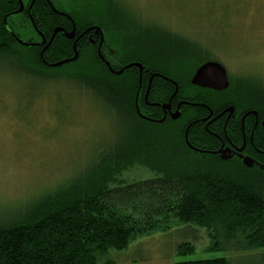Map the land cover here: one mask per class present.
<instances>
[{
    "label": "trees",
    "instance_id": "trees-1",
    "mask_svg": "<svg viewBox=\"0 0 264 264\" xmlns=\"http://www.w3.org/2000/svg\"><path fill=\"white\" fill-rule=\"evenodd\" d=\"M21 1L24 10L14 16L19 9L18 0H0V62L18 63L21 71L36 78L76 84L103 101L126 128L115 142L103 147L81 174L38 196L9 223H0V264H97L109 252L126 250L138 239L180 226L204 230L210 240L207 250L218 251L230 245L263 249L264 155L253 167L238 159L203 156L187 147L184 131L189 126L187 141L191 147L211 149L216 143L213 134L223 136L224 119L218 118L204 129L200 120L209 113L202 105L212 111L213 117L233 106L236 118L228 122L226 132L229 138L230 128L239 133V121L246 110H254L259 119L264 117V84L239 79L219 92L191 85L196 68L209 60L185 59L190 54L200 57L196 45L189 53L190 44L185 40L171 34L160 38L150 33H136L133 47L126 45L129 31L116 14L109 17V11L100 7V0H49L56 11L71 18L75 37L67 40L57 33L45 49L43 60L55 64L72 58L77 37L90 27H100L107 46L118 55L110 67L120 70L132 63L141 64L140 85L137 68H129L120 76L110 73L87 38H94L91 32L77 40L76 61L47 67L39 53L54 29L70 32L72 23L55 14L46 0ZM107 6H111L110 0L104 5L106 9ZM38 33L46 40L44 46L19 43L41 42ZM152 74L176 83L178 90L171 107L182 103L178 120L154 123L136 112L137 108L145 118L154 113L160 120L162 112L154 104H166L174 93L169 81L154 77L145 102ZM234 136L240 145V135ZM257 147L264 150L263 132ZM138 167L151 177L124 182L123 174ZM193 253L187 243L176 249L177 257ZM176 264L231 263L215 258Z\"/></svg>",
    "mask_w": 264,
    "mask_h": 264
},
{
    "label": "rangeland",
    "instance_id": "rangeland-1",
    "mask_svg": "<svg viewBox=\"0 0 264 264\" xmlns=\"http://www.w3.org/2000/svg\"><path fill=\"white\" fill-rule=\"evenodd\" d=\"M107 1L100 0V7L109 11V17L118 16L131 43L140 33L171 34L196 45L199 61L209 58L221 64L231 82L251 79L264 84V0H110L106 9ZM125 128L103 101L76 84L36 78L21 71L18 63L2 60L0 223H9L38 196L81 174ZM150 177L138 167L122 179L131 183ZM183 243L194 253L177 257L176 249ZM209 246L204 230L180 226L109 252L97 264H176L215 258L262 264L264 248L230 245L213 251L207 250Z\"/></svg>",
    "mask_w": 264,
    "mask_h": 264
},
{
    "label": "flooded vegetation",
    "instance_id": "flooded-vegetation-1",
    "mask_svg": "<svg viewBox=\"0 0 264 264\" xmlns=\"http://www.w3.org/2000/svg\"><path fill=\"white\" fill-rule=\"evenodd\" d=\"M87 38L89 40V37H87ZM103 39H104V42H103V44H102V46L100 48L101 56L109 64L110 63H113L114 61H116V59H118V55H117V53L115 51H112L113 49H110L107 46V44H106V38L104 36V33H103ZM135 39L136 38H134V41L132 39V43L128 39L126 45H128V43H129V46L132 45V47H133V43L135 42ZM91 41H93L95 43V45H93L92 42H90L93 46L96 47V50H97L98 43H99V37H94V38L91 37ZM189 46L190 47H188V49H189V53H190L193 50V47H192L191 44ZM185 59L188 60V61H193L194 59H199L200 60V57H196L193 54L192 55L190 54V56L185 57ZM210 61H212V60H207V61L205 60L202 64L207 63V62H210ZM152 75H157V74H152ZM226 75H227V73H226ZM159 76H161V75H159ZM156 77H158V76H156ZM227 79H228V83L230 85L231 84V81L228 78V76H227ZM202 89H206V88H202ZM208 90H210V89H208ZM154 105H156V107L161 110V112H162L161 119H162L163 116H164L163 110L161 109L160 105H158V104H154ZM154 105H149V106H154ZM202 107L205 108L208 111V113H209V111H211L205 105H202ZM228 108H233V106H230ZM175 109H176V107L173 108V109L171 107V109H170L171 113H174L175 112ZM226 109L227 108H225L222 112H224ZM220 114H218V116ZM180 116H181V113H180ZM180 116H179V118H180ZM208 116H209V114H208ZM208 116H206L205 118H202L200 120V122L203 123V125H204V129L207 130V126L210 125L211 123H213L218 118H223L224 119V123H223V127H222V134H223V136L222 137H219V136H216V135L213 134V136H214V138L216 140V143L211 147V149H205L203 147H201V148H199V147H197V148L196 147H192V148H194V151H196L198 154H201L203 156H205V155H212V156H217V157H220V154H217V152L222 151L223 154H225V156L227 157L226 160L238 159L243 164V160L244 159H248L252 163V165L250 167H253V166L258 165V163H259L258 157L260 155H264V150H261V149H259L257 147L258 144H259L260 139L262 138V132L264 134V128L262 126V120H263L264 117H262L261 119H259L258 114L254 110H246V112L241 116L240 121H239V130H240V131L238 130L239 133H237L236 128H233V129L230 128L229 129L230 138L232 139L231 140L229 138V136L227 135L226 128H227L228 122L230 120H234L236 118V111L234 110V108H233V113H232V115H231V117L229 119H228L229 114L227 112L223 113L220 117H217V116L216 117H213L212 115H211V117H208ZM179 118L173 120V119H171L170 112H166L165 113V119H164V121H166V120L176 121ZM147 120L148 121H152L154 123H156L157 121H159V119L156 118V114H154V113H148ZM195 122H197V121H195ZM192 123H194V122H192ZM233 125H236V124H233ZM232 133L234 135H240V137H241V144L240 145H238V141H237L238 138H236ZM187 147L189 148L188 145H187ZM189 149H191V148H189Z\"/></svg>",
    "mask_w": 264,
    "mask_h": 264
},
{
    "label": "water",
    "instance_id": "water-1",
    "mask_svg": "<svg viewBox=\"0 0 264 264\" xmlns=\"http://www.w3.org/2000/svg\"><path fill=\"white\" fill-rule=\"evenodd\" d=\"M33 1L34 0H32V3H33ZM18 2H19V9L14 14H19L24 9V6H23L22 1L21 0H18ZM46 2L53 9V11L55 12V14H58V15H60L63 18H67L72 23V29H71V31L70 32H67V31H65L62 28H56V29H54V31H53V33L51 35V38H50V40L48 41V43L46 45H45L46 40L44 39V37H43V35L41 33H38V35L41 38V42H39V43H29V42H21V41H19L20 44H22L24 46H38V47H42V46L45 45L44 48L39 53L40 60L47 67L57 68V67H61L63 65L72 63V62H74V61L77 60V58H78V52L76 51V42L82 36H84L85 34L91 32L93 37H99V43H98V47H97L96 53H97V56L99 57V59L104 63V65L106 66V68L110 71V73L112 75H114V76H120L125 70H127L129 68H133V67L134 68H137L138 69V72H139V85H140L141 75H142V71H143V67H142L141 64H139V63H132V64H129V65H126L125 67L121 68L120 70H113L110 67V64L106 60H104L102 58L101 53H100V48H101V46H102V44L104 42V39H103V33H102V31H101V29L99 27H90V28L86 29L81 35H79L77 37V39L73 42V45H72V50H73V53H74V56L72 58L67 59V60H63V61H60V62H57L55 64H47L43 60V53H44L45 49L50 46V44L52 43L55 35L57 33H61V34L64 35V37L67 40H73L74 37H75V26H74L71 18L68 15L56 11L52 7V5L50 4L49 0H46ZM32 3L30 4V6L28 8V14H29V10H30V7H31ZM4 20H5V18H4ZM31 23H32L34 29L36 30L37 28L35 27V25H34V23H33L32 20H31ZM89 41L92 42L93 45H95V43L93 41H91V37H89ZM156 76L161 77L159 75H151L149 77L148 86H147V89H146V92H145V95H144V101L145 102H146L147 94H148V91H149L150 83H151L152 79L154 77H156ZM161 78H163L164 80L169 81V82L172 83V85L174 86V93L170 97L169 101L166 104L160 105L161 109L164 112V116H163L162 119H160L159 121H157L158 123H162L164 121V119H165V113L166 112H170L171 119H173V120L179 118V116H180L179 107L182 104V103H179L176 106L175 112L174 113H171V111H170V109H171V105H170L171 104V100L176 95L178 88H177V85H176L175 82H173V81H171V80H169L168 78H165V77H161ZM190 84L193 85V86H195V87L206 88V89H210V90L217 91V92L223 91V90L227 89L228 86H229L228 79H227V75H226V70L224 69V67L221 64H219L218 62H215V61H210V62L204 63L201 66H199L196 69V71L194 72L193 76L191 77ZM136 95H138V92H137ZM136 112L138 113L139 117H141L142 119H146L147 120V118H145V117H143V116H141L139 114V111H138L137 108H136ZM225 112H227L229 114V117H228V119H229L231 117L232 113H233V108H227L224 112H222L217 117H220ZM211 115H212V111H209V116L208 117H211ZM262 126L264 128V118L262 120ZM188 129H189V126L185 130L184 138H185V142L189 146V148L193 149L188 144V141H187V132H188ZM217 154H220V158L222 160H226L227 157L225 156V154H223L222 151L217 152ZM243 164L245 166H247V167H250L252 165L251 161L248 160V159H244L243 160Z\"/></svg>",
    "mask_w": 264,
    "mask_h": 264
},
{
    "label": "bare ground",
    "instance_id": "bare-ground-1",
    "mask_svg": "<svg viewBox=\"0 0 264 264\" xmlns=\"http://www.w3.org/2000/svg\"><path fill=\"white\" fill-rule=\"evenodd\" d=\"M14 16H15V14H14ZM14 35V34H13ZM16 37V36H15ZM146 120V119H145ZM185 132V131H184Z\"/></svg>",
    "mask_w": 264,
    "mask_h": 264
}]
</instances>
